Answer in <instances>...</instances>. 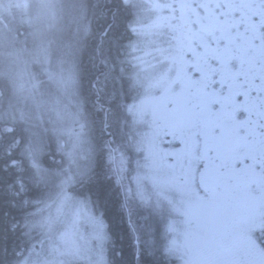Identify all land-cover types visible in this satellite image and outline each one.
I'll return each mask as SVG.
<instances>
[{"label":"snow or ice","instance_id":"obj_1","mask_svg":"<svg viewBox=\"0 0 264 264\" xmlns=\"http://www.w3.org/2000/svg\"><path fill=\"white\" fill-rule=\"evenodd\" d=\"M38 9L61 50L52 60L43 41L45 79L19 84L37 123L10 98L0 116V204L18 188L37 192L22 225L0 218V264H116L113 230L89 207L103 206L106 176L163 218L155 264H264V0H39ZM98 19L105 26L89 45ZM89 102L113 139L90 136ZM38 124L55 133V152L51 141L41 148ZM57 153L60 163L44 167Z\"/></svg>","mask_w":264,"mask_h":264},{"label":"trees","instance_id":"obj_2","mask_svg":"<svg viewBox=\"0 0 264 264\" xmlns=\"http://www.w3.org/2000/svg\"><path fill=\"white\" fill-rule=\"evenodd\" d=\"M105 26L104 19H98L92 30V34L87 38L89 45H92L96 42L97 37L100 34V31ZM4 83L7 84V97L4 96V89L0 87V116L7 118L6 114L8 112L9 98L13 104V94H15V87L8 85L7 80L0 78V86ZM17 94V93H16ZM25 110V105H22ZM86 114L92 113V119L95 120V125L90 129V136L94 135L97 142H103L105 140H111L113 137L107 136L101 131L103 113L93 110V105L91 102L85 105ZM21 127H24V123L20 122ZM31 131H35V128H32ZM30 133H25L27 137ZM43 137L47 140L45 144H41V148L45 153L48 151L49 142L51 141V150L55 152V134H52L47 131L43 133ZM60 154L56 155H47L44 160V167H48L50 163H60ZM98 162V156L94 154L93 156V166ZM103 163L107 162V157L104 158ZM105 182L108 185L107 195L102 202L103 206L97 211L100 213L101 217L105 221L106 225H109L114 233L112 249L113 255L116 264H155L156 261L161 260V256L158 255V248L156 247L158 238L157 233H164L165 228L161 225H158L157 231L152 230L148 232L147 228L153 224L151 217L147 216L144 211V207H139L136 199L132 196L125 197L124 190L121 189L118 180L112 176H106ZM84 197L87 200L88 197V181H84ZM129 187L127 180L124 181V189ZM37 195V192L34 189H29L28 191H23L21 189L14 190L10 196L5 198V202L0 204V218H3L6 222H15L16 220L20 221V224H23L22 209L25 207L24 201L30 200ZM8 199L12 200V204H9ZM7 213V216L4 214ZM150 220V222H149ZM163 221V218L161 217ZM155 222V221H154ZM149 225V226H148ZM136 227L139 228V231L134 230ZM25 229L19 228L15 235H9V243L20 234L21 231ZM137 240V244H135Z\"/></svg>","mask_w":264,"mask_h":264},{"label":"rangeland","instance_id":"obj_3","mask_svg":"<svg viewBox=\"0 0 264 264\" xmlns=\"http://www.w3.org/2000/svg\"><path fill=\"white\" fill-rule=\"evenodd\" d=\"M38 4L39 0H0V78H4L8 85L15 87L14 109L21 108V104L25 105L24 111L31 124L37 123L38 113L30 102L24 101L26 93L19 88V84L22 79H27L29 76L45 79L44 66L40 61V47L43 41L53 42L50 46L52 60L59 57L61 50L60 34L55 29H47L45 21L40 16ZM45 127H48V131L52 134L49 125L38 124L34 127L42 145L47 140L43 137ZM137 204L143 207L139 202ZM89 207L105 224L100 213L90 203ZM144 211L150 210L144 207ZM156 220L157 217H155ZM158 221L165 228L161 217H158ZM147 230L148 232L157 231L155 223ZM157 235L159 239L163 236L159 232Z\"/></svg>","mask_w":264,"mask_h":264},{"label":"flooded vegetation","instance_id":"obj_4","mask_svg":"<svg viewBox=\"0 0 264 264\" xmlns=\"http://www.w3.org/2000/svg\"><path fill=\"white\" fill-rule=\"evenodd\" d=\"M137 202H138V200H136ZM152 219V218H151ZM153 220V219H152ZM155 222H154V220H153V224H154ZM158 225H161L160 223H155V226H156V228H158Z\"/></svg>","mask_w":264,"mask_h":264},{"label":"water","instance_id":"obj_5","mask_svg":"<svg viewBox=\"0 0 264 264\" xmlns=\"http://www.w3.org/2000/svg\"><path fill=\"white\" fill-rule=\"evenodd\" d=\"M135 243H137V241L135 240Z\"/></svg>","mask_w":264,"mask_h":264}]
</instances>
